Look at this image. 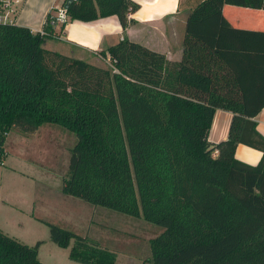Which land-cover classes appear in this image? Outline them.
<instances>
[{
    "label": "trees",
    "instance_id": "16d2710c",
    "mask_svg": "<svg viewBox=\"0 0 264 264\" xmlns=\"http://www.w3.org/2000/svg\"><path fill=\"white\" fill-rule=\"evenodd\" d=\"M227 4L202 0L187 18L184 51L170 60L124 38L100 54L103 66L46 47L56 36L0 22V163L9 134L55 123L77 136L62 191L164 228L154 264H264V30L234 26ZM135 0H73L72 20L116 15L126 29ZM67 23L61 25L64 30ZM217 109L232 112L229 134L211 142ZM239 144L260 150L253 165ZM51 240L83 264H116L98 241L46 222ZM74 242V243H72ZM0 229V264H54Z\"/></svg>",
    "mask_w": 264,
    "mask_h": 264
},
{
    "label": "rangeland",
    "instance_id": "374dc122",
    "mask_svg": "<svg viewBox=\"0 0 264 264\" xmlns=\"http://www.w3.org/2000/svg\"><path fill=\"white\" fill-rule=\"evenodd\" d=\"M93 57L88 60L109 66L104 58ZM76 141L74 132L55 123H44L35 134H9L7 157L0 163V229L29 245L42 241L39 257L45 263L83 264L70 259V247L51 240L46 223L51 222L111 249L116 264H154L151 240L164 231L162 226L63 193ZM240 148L260 152L246 145ZM236 156L254 161L240 150Z\"/></svg>",
    "mask_w": 264,
    "mask_h": 264
},
{
    "label": "crops",
    "instance_id": "0c3cea01",
    "mask_svg": "<svg viewBox=\"0 0 264 264\" xmlns=\"http://www.w3.org/2000/svg\"><path fill=\"white\" fill-rule=\"evenodd\" d=\"M67 1L23 0L18 9L16 22L33 31H41L50 12L57 6L65 5ZM135 1L140 4V8L130 15L133 21L126 29L116 15L88 22L70 19L63 31L61 25L52 27L56 36L47 39L46 47L79 58L88 59V56H96L93 58L99 60L102 56L98 53L124 38H129L164 53L170 60H180L184 51L188 15L202 0ZM224 14L236 27L264 30V9L227 4L224 6ZM104 60L108 61L106 58ZM231 119L232 112L217 109L209 133L211 142H219L228 136ZM255 119L258 131L264 135V108ZM243 145H238L236 155L240 150L242 154H248L254 159L248 162L258 163L263 153L260 150L256 153L240 148Z\"/></svg>",
    "mask_w": 264,
    "mask_h": 264
},
{
    "label": "built area",
    "instance_id": "2783aa9c",
    "mask_svg": "<svg viewBox=\"0 0 264 264\" xmlns=\"http://www.w3.org/2000/svg\"><path fill=\"white\" fill-rule=\"evenodd\" d=\"M22 1L23 0H0V22L15 23L18 9ZM69 20L70 16L68 14V8H66L63 4L61 6H57L55 10L50 12L45 25L49 24L54 27L56 25L68 23ZM40 32L42 34H46L44 28Z\"/></svg>",
    "mask_w": 264,
    "mask_h": 264
},
{
    "label": "water",
    "instance_id": "95a60500",
    "mask_svg": "<svg viewBox=\"0 0 264 264\" xmlns=\"http://www.w3.org/2000/svg\"><path fill=\"white\" fill-rule=\"evenodd\" d=\"M72 1H73V0H68V1L66 2V4H65V7L68 8L69 5H70V3H71Z\"/></svg>",
    "mask_w": 264,
    "mask_h": 264
}]
</instances>
